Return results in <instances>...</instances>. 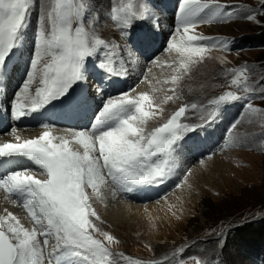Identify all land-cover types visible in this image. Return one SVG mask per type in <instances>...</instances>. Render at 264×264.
I'll return each mask as SVG.
<instances>
[{
	"label": "rangeland",
	"instance_id": "rangeland-1",
	"mask_svg": "<svg viewBox=\"0 0 264 264\" xmlns=\"http://www.w3.org/2000/svg\"><path fill=\"white\" fill-rule=\"evenodd\" d=\"M72 2L77 7L81 4L84 6L80 19L74 21L73 28L82 22L90 33V39L98 37L109 44V48L99 46L94 55L85 58L87 66L82 68L83 78L62 95L67 96L83 89L86 100L78 99L74 103L86 102V107H96L90 113L93 116L80 131H91L109 99L119 100L125 95L135 98L146 93V85L151 79L148 76L152 73L150 68L155 69L151 66L156 65L158 58L165 56L166 51H170L167 54L169 57L158 67V78L160 82H165L166 89L157 103L160 107H154L150 101L146 104L145 110L152 114L143 124L145 134L162 126L180 107H185L186 112L177 123L189 127L187 131L178 132L181 138L175 142L169 155L153 157L157 163L167 161L165 167L171 169V174L142 183L144 185L141 187L145 188L139 190L147 194L150 191L157 192L152 193L148 200L146 197L145 201L129 198L142 207L140 214L132 211L126 220L121 219L124 221L122 223L108 217L105 212L98 214L95 211L100 217V223L95 217H89L95 225L89 232L112 253L108 260L111 264H149L152 261H159L158 264H264V0H218V4L227 6L219 10L220 16L227 12H232V16L226 20L220 17L213 20L211 24L223 23L222 26H226L224 29L218 28V36L215 38L206 31L192 34L197 37L193 46L202 47L203 51L199 57H192L191 62L187 61L184 54L174 50L176 48L169 50L168 47L170 43L177 41L178 15L175 13L174 16L173 9L176 6L179 9L182 0ZM129 2L133 4L138 16L141 12L145 16L130 17L129 25L122 28L112 19V9L126 6ZM206 2L207 0H201V3ZM54 5L55 0H32L26 12L25 23L17 35L15 47L7 54L0 68L1 72L11 65L13 73L9 76L15 75L10 89L4 88L2 93L0 91V97L5 95L4 103L0 104V116L3 119L0 122L3 124L0 136L8 140L13 141L15 134L21 133L20 129L26 126L19 127L16 124L13 105L31 70L41 17H46V13ZM213 7L200 14L205 13L203 17H211L217 11ZM249 16L255 19H248ZM155 21L161 22L160 27L150 29ZM231 23H235L233 29L227 27ZM45 27L50 29L47 19ZM140 27H145V36L154 37L153 42L146 39L152 42L148 49L136 43V37L132 41L126 36V33H131L134 29L138 32ZM230 30L234 35L228 34ZM142 35L141 32L138 33V37ZM149 50H152L151 54L147 53ZM109 60L118 77H123L120 72L122 66L125 70L129 69V73L125 75L131 76L125 78L123 87L107 89V96L102 99L99 96L103 89L99 87L105 74L113 73L101 67V64ZM185 64L195 67L197 87L194 85L191 88L193 84L187 71L181 75L185 69L182 65ZM93 74L96 75V80ZM237 77L239 83L233 85L231 81ZM229 91L241 98L216 105L211 103ZM79 92L69 98L73 101L82 96ZM169 96L172 97L171 100L168 99ZM0 101L2 102L1 98ZM193 103L197 104L196 109L190 107ZM249 104L252 105L251 109L248 108ZM164 105L168 106L163 107ZM1 112L7 114L4 116ZM37 123L39 120L25 127L30 130L25 141L37 139L45 131L66 136L78 131L71 125L63 126L61 122ZM109 123L115 125L116 122ZM28 161L25 157L20 159L21 169L30 171ZM180 165L185 167L177 172ZM31 166L36 168L37 163ZM35 173L47 178L43 169ZM9 175L11 172L5 173L6 178ZM107 179L124 197L119 185L110 178ZM128 192L132 197L136 194L134 187L128 189ZM0 197L5 200L3 196ZM26 197V203L33 199L31 196ZM10 205L7 202L4 206L8 208ZM24 214L29 216L27 220L30 223L25 220L23 228L29 230L30 225H34L33 221H36L32 214ZM248 227H251L247 231L249 237L243 239V235L237 236L238 229L247 230ZM3 229L7 232L8 226L4 223ZM103 233L111 235L113 240L108 241ZM38 234L37 240L41 241V248L45 251L44 264H62L65 258L72 260L71 264H82L80 257L67 254L62 247L57 250L59 256L46 258L56 245L55 233L47 235L46 228L44 234L41 231ZM45 238L48 240L47 245L43 243ZM173 254H176L174 258L166 259Z\"/></svg>",
	"mask_w": 264,
	"mask_h": 264
},
{
	"label": "snow or ice",
	"instance_id": "snow-or-ice-1",
	"mask_svg": "<svg viewBox=\"0 0 264 264\" xmlns=\"http://www.w3.org/2000/svg\"><path fill=\"white\" fill-rule=\"evenodd\" d=\"M31 2L32 0H0V68L7 54L15 47L16 37L25 23ZM211 6L217 9L211 17L200 16V13ZM83 7L82 4L77 7L72 0H55V5L46 13V17H41L31 70L13 105L17 118L29 111H38L52 99L64 95L76 81L83 78L85 58L94 55L99 46L109 48L104 39L94 36L90 39V33L82 22L73 28L74 21L80 19ZM224 7L227 6L218 4L217 0H207L206 3H201V0H182L180 24L176 32L181 33L182 30L183 35L179 45L170 43L169 49L176 48L178 53L186 56L188 62L194 56L199 57L203 48L193 46L197 37L187 33L197 23L211 24L217 17L230 19L232 12L220 16L219 10ZM112 13V19L122 28L129 25L130 17L145 16L144 12L138 16L131 2L126 6L113 8ZM45 19L50 22V29L45 27ZM248 19L255 17L249 16ZM111 65L112 61L109 60L102 63L101 67L116 74ZM37 76L40 86L36 88L35 96L29 97V89ZM231 83L237 85L239 77ZM22 98L30 100L31 106L26 107L21 102ZM240 98L229 91L211 103L216 105ZM168 99L171 100L172 97L169 96ZM148 103L149 96L146 93L135 98L125 95L119 100L109 99L91 132L71 134L82 145L83 152L70 147V141L65 137H53L48 131L23 144L6 143L0 147V156L25 155L34 159L46 173L47 178L41 181L32 174L14 172L7 179L0 180V185L10 194H15L20 189L30 191L33 199L24 206L32 212L41 234L45 232L42 218H46L47 235L55 233L56 245L53 246V252L62 247L67 254L80 257L82 264H111L108 257L112 253L89 232V229L95 228L89 217L97 220L100 217L92 210L85 189L90 186L96 191L98 181L105 183L106 178H110L125 191L129 184H142L171 174V169L165 167L167 161L157 163L153 157L169 155L175 142L181 138L178 132L189 130L187 125L177 123L185 114L186 108L180 107L162 126L145 134L143 124L152 114L145 110ZM190 107L196 109L197 104L193 103ZM248 108L251 109L252 105L249 104ZM112 121L116 122L114 126L109 123ZM35 207L39 208L40 215L34 211ZM8 218L15 220L11 213L0 219V264H44V252L37 240L36 231L23 228L16 220L15 225H9L6 232L3 223ZM103 235L108 241L113 240L111 235ZM43 243L47 245V238Z\"/></svg>",
	"mask_w": 264,
	"mask_h": 264
},
{
	"label": "bare ground",
	"instance_id": "bare-ground-1",
	"mask_svg": "<svg viewBox=\"0 0 264 264\" xmlns=\"http://www.w3.org/2000/svg\"><path fill=\"white\" fill-rule=\"evenodd\" d=\"M220 1H222V0H220ZM173 10L175 11L174 12V16L176 15L175 13H177V15H178V18L176 17L177 18L176 23H177V26H179V24H180V8H179L178 12H177V6ZM163 19H165V18H163ZM154 23L155 24L150 29H153V28H156V27H160L161 22L158 23L157 21H155ZM222 25H224V24L223 23L222 24L221 23H216V24H211V25H205V24L197 23V25L194 28L189 30L187 35H192L193 33L197 34V33L206 31V32L212 33L213 35H211V36H213V38H215V36H218V30H219L218 28H223V29L226 28V26H222ZM234 26H235V23H231V24L227 25V27H229L231 29H233ZM124 30L125 29L122 30L123 33L125 32ZM193 30H194V32H193ZM136 32H137V30L134 29L133 31H131V33L130 32L126 33L127 38L129 40L132 39V41H134V37H136V43H140L142 46L145 47V49H148V46L154 41V37H148V36L144 35V33H147V31L145 30V27H140V29H138V32L137 33ZM140 32L143 35L138 37V33H140ZM228 34L229 35H231V34L234 35L232 30H230ZM182 35H183V32L181 30V33H177V41L176 42L174 41V43L173 42L172 43L176 44V45H179V43L181 42V36ZM147 38H149L152 42L147 41L146 40ZM184 38L186 39V36ZM174 50H176V49H174ZM147 53L151 54L152 50L151 51L150 50L147 51ZM168 53H170V51H166L164 53L166 55L163 56L161 59H159L160 58L159 57L158 61H157V64L151 66V67H154L155 69L150 68V72L152 70V73H151L150 76H148V79L150 77H151V79L149 81L150 83H148V85H146V90L145 91H146V93L148 94V96L150 98L149 101L151 103H153L154 107H160V104H157V103L162 98V96H164L163 92L166 89L165 82H163V83L160 82V80L158 78L159 77V73L158 72H159V68H160L159 66H162V64L165 62L166 58L169 57V55H167ZM195 66H197V65H195ZM12 68L13 67L11 65H9L2 72V75L0 77V91H1V93L3 92L4 88L9 90L11 85H12V81L14 80V77H15V75L9 76V75H11L13 73L12 72V70H13ZM121 69H122V71H120V72H122L123 77H119V83L120 84L125 83V82H123L125 80V78L127 79L129 76H131V75H129L127 77V75H125V74L129 73V71H128L129 69L125 70V68L123 66L121 67ZM139 70H141V69H139ZM194 70H195V67L193 65H191V66L185 67L184 71L181 72V75L183 73H185L186 71L189 73V79H191L190 82L193 84L191 86V88H193L194 85L197 87V83H196L197 79H194V76H195ZM117 76H119L117 73L116 74H111V75L105 74V77L103 78V81H102L103 84H104L103 86L104 87H108L107 89H110V90L114 89L115 85L112 82L113 81L116 82ZM179 77H180V75H179ZM38 86H40V84H39V77L37 76V79L33 82V84L31 85V87L29 89V93H28L29 97H34L35 96L36 88ZM121 87H123V84L121 85ZM80 92L82 94V96L80 95V97L82 99L85 98L84 100H86L87 97H86V93H84L85 91L83 92V89H82V90H80ZM80 92H79V94H80ZM150 93H151V96H150ZM157 95L159 96L158 100H157ZM4 96L0 97L2 99V102L0 104L4 103V101H3L4 100ZM103 96L106 97L107 95H105V93H102L99 97H101L103 99ZM7 102H9V101H7ZM21 102L24 103L28 107L31 106L30 105V100L21 99ZM70 104L72 106V102ZM46 105H44L43 107L39 108V110H43L44 111L41 118H38V117L34 116L33 112L29 111L23 116L25 118V120L21 121V123L19 122V118H17V116L15 114V111H14L13 115L16 117V121H17L16 124L19 127H21L20 125H26L25 127H28L27 125L34 124L37 120H39V123H41V122L44 123L46 121L47 122L51 121L54 124H59L60 122L62 124H66V122H64V121H65V119L68 118V119L73 121V123L71 124V127L73 129L78 130L77 132H80V130L82 129L84 124H86L87 121H89L91 119V116H89L90 113L92 111H94L95 108H96V107L93 108L92 106L91 107L89 106V108L86 107V106H88V105H86V102H85L86 106L83 105V104H80V105H78V107L74 108V112H75L76 116L80 115V117L79 118L75 117L73 119V115L71 117L68 114L64 115L63 113H60V111H61L60 109H57L54 112H52V110H46V107H45ZM167 106L168 105H164L163 107H167ZM1 113L4 114V116H5V114H7V112L6 113L5 112H1ZM40 120H41V122H40ZM111 125H113V124H111ZM25 127H23V129H20L19 132H21V133H16L15 134V138L13 139V141L12 140H8L7 138H5L3 136H0V147H2L6 143L23 144L25 142V137L27 136L26 135L27 132L30 131L28 128H25ZM87 132H91V131H87ZM72 133H75V132H71L68 136H66L65 134L57 135L55 133L51 134V135L53 137H60V136L65 137L66 139H68L70 141V147H72L74 150H79V151L83 152L82 145H79L75 141V138L71 135ZM28 134H30V133H28ZM27 140H29V139H27ZM54 142H59V140H54ZM94 155H99V153H94ZM7 157H9L10 160L12 159L11 160V165L8 166L7 169L5 170V172L2 174L1 180L7 179L6 176H5V173H7V172H11V174L14 173V172H23L25 174H32L35 179H38V180H41V181L46 179L45 177L37 175L35 173L37 170H42L41 167H39L38 164H37L36 168H33V166L28 164V168H30V171L27 170V169H21L20 159L23 157V155H15L14 154V155H10V156H7ZM2 159H3V156H0V160H2ZM184 167H185V165H180L178 167V169H177V172H180L181 169L184 168ZM18 168L21 169V170H18ZM12 171H14V172H12ZM175 175H177V174H175ZM171 178H173V175H172ZM97 183H98V190L94 191L90 186L85 189L86 194L89 196V204L91 205L92 210L96 211L98 214H101V212H105V214L108 217L114 218L117 222H120V223L124 222L123 220H126L131 215L132 211L135 214H140L141 211L143 210L142 207L139 206V204L134 203V201H131L129 198H132V199L134 198L136 201H141L143 198H141V197L139 198L138 197L139 195H142V196L146 195L148 198H151L152 195H153L152 193L157 192V190H155L154 192L150 191V193L147 194V193L139 190L140 188H145L144 186L141 187L144 184H129L127 186V188L130 189L131 187H134V190H135L136 194L133 195V197H132L129 194L128 190H125V191H123L124 197H125L124 198L123 195L121 194V192H119V193L117 192V189H116L115 185L113 183H111L109 181V179H107L105 183H100L99 181ZM113 193H115V195H113ZM7 195H10V197L8 198ZM0 196H3L4 199H5V200H2L1 197H0V219H3L5 217H7V215L9 213H11V215L15 217V220H12L11 218H8L7 220H4V224L6 226L15 225L16 220L19 221V223H20V225L22 227L24 225L25 220L28 223H30L29 222L30 220L29 219L27 220V218L29 216L27 217L24 214V213H27L28 215L32 214V212H30L28 210V208H26L24 206L26 204V198H27L26 196H31L30 191L28 189H20L15 194H10L5 187L0 185ZM7 202L11 203V205L9 206L11 208H9V207L6 208L4 206L5 204H7ZM34 211H36V213L38 215H40L38 207H35ZM121 219H123V220H121ZM43 220H44L45 224L47 225L46 218H43ZM97 221L99 222V220H97ZM33 224H34L33 226L30 225L29 231L35 230L36 234L38 236L39 235L38 232L40 231V227L34 221H33ZM46 225H45V229H46ZM57 256H59V252L55 251V252H52L51 255H47L46 258L57 257ZM58 260H59V258H58ZM67 261H70V262L67 263ZM71 261L72 260H70L68 258H65V260L63 261L62 264H71Z\"/></svg>",
	"mask_w": 264,
	"mask_h": 264
},
{
	"label": "trees",
	"instance_id": "trees-1",
	"mask_svg": "<svg viewBox=\"0 0 264 264\" xmlns=\"http://www.w3.org/2000/svg\"><path fill=\"white\" fill-rule=\"evenodd\" d=\"M257 227H258V225L256 224V225H255V228H257ZM250 228H251V227H248L247 230H246V229H243V230L238 229V232H237L238 235H237V236L239 237V236L243 235V237H244L243 239L249 237L250 234H248L247 231L249 232V231H250ZM261 228H262V226H261ZM254 230H257V229H254ZM260 235H261V233H260ZM263 238H264V237H263Z\"/></svg>",
	"mask_w": 264,
	"mask_h": 264
}]
</instances>
